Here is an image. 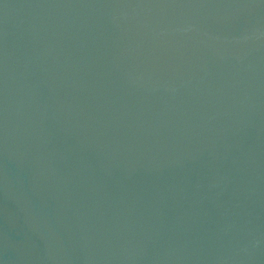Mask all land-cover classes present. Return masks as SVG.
I'll return each instance as SVG.
<instances>
[{"label": "water", "instance_id": "obj_1", "mask_svg": "<svg viewBox=\"0 0 264 264\" xmlns=\"http://www.w3.org/2000/svg\"><path fill=\"white\" fill-rule=\"evenodd\" d=\"M0 264H264V0H0Z\"/></svg>", "mask_w": 264, "mask_h": 264}]
</instances>
